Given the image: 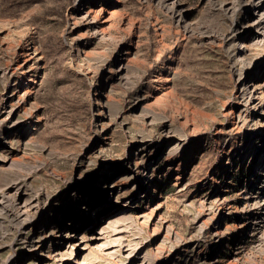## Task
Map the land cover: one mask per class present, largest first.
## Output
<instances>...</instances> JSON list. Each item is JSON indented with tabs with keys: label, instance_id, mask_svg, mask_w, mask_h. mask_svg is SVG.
I'll use <instances>...</instances> for the list:
<instances>
[{
	"label": "rangeland",
	"instance_id": "rangeland-1",
	"mask_svg": "<svg viewBox=\"0 0 264 264\" xmlns=\"http://www.w3.org/2000/svg\"><path fill=\"white\" fill-rule=\"evenodd\" d=\"M252 3L0 0V264H264Z\"/></svg>",
	"mask_w": 264,
	"mask_h": 264
},
{
	"label": "bare ground",
	"instance_id": "bare-ground-1",
	"mask_svg": "<svg viewBox=\"0 0 264 264\" xmlns=\"http://www.w3.org/2000/svg\"><path fill=\"white\" fill-rule=\"evenodd\" d=\"M115 2L116 1H114L112 3L113 7H114V3ZM252 4H257V7H256L255 10H258V11L255 14V20L257 21V23H256L257 32H256V34L254 35V37L251 40H253V41H263L264 40V0H254V3H252ZM112 6L100 7L97 10H95L94 11L95 17L93 19L98 21V22H107V21H109L108 19H109L110 13H112V10H110L111 8H113ZM228 9L229 8H226V10H228ZM166 11L169 12L171 15H174L175 17H177V21H181L183 19L184 12L180 8H178V5L176 3H174V1L171 2L170 5L166 6ZM90 17H92V16H90ZM184 29H186L187 31L190 30V29H188L187 24H184ZM245 31H246V29H245ZM261 175L263 176L264 174H261ZM262 182L263 181L258 176V183L262 184ZM262 185H260V188H261ZM8 187L12 188V189H15L17 191L19 190L18 187H16V185H14V183L9 184ZM100 189H102V188H100ZM8 197H9L8 193H3L2 195H0V211H1L2 207L3 206L5 207V205L8 203V200H9ZM259 203H257V202H249V204L248 203L247 204H248V206L250 205V207L261 209L263 211V212L261 211L262 212L261 214H263V216H264V199H263V201H261L260 204ZM35 204H36V201H34V199L33 200H25V201H23L20 205H18L17 217L23 222L29 220L30 219V214H28V209L31 208V207H34ZM263 216L262 215L260 216L261 219L258 220L259 222H263ZM108 221L111 223L113 221V219H110ZM262 225H264V224H262ZM40 246H41L40 244H37L36 245L37 249L40 248ZM14 261H15V258L13 256H10L5 261L4 264H12V263H14Z\"/></svg>",
	"mask_w": 264,
	"mask_h": 264
}]
</instances>
